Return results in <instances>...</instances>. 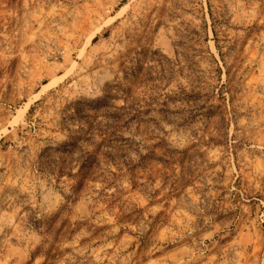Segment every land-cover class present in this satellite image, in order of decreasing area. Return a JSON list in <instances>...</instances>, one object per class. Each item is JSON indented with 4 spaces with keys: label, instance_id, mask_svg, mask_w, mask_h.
I'll return each mask as SVG.
<instances>
[{
    "label": "rangeland",
    "instance_id": "obj_1",
    "mask_svg": "<svg viewBox=\"0 0 264 264\" xmlns=\"http://www.w3.org/2000/svg\"><path fill=\"white\" fill-rule=\"evenodd\" d=\"M0 264H264V0H0Z\"/></svg>",
    "mask_w": 264,
    "mask_h": 264
},
{
    "label": "trees",
    "instance_id": "obj_2",
    "mask_svg": "<svg viewBox=\"0 0 264 264\" xmlns=\"http://www.w3.org/2000/svg\"><path fill=\"white\" fill-rule=\"evenodd\" d=\"M97 38H98V37H97ZM97 38H96V39H97ZM96 39H95V40H96ZM2 141H3V140H2Z\"/></svg>",
    "mask_w": 264,
    "mask_h": 264
}]
</instances>
